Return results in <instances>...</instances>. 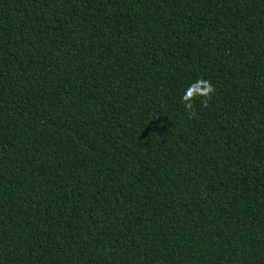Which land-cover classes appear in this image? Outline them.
I'll return each instance as SVG.
<instances>
[{"label": "trees", "instance_id": "trees-1", "mask_svg": "<svg viewBox=\"0 0 264 264\" xmlns=\"http://www.w3.org/2000/svg\"><path fill=\"white\" fill-rule=\"evenodd\" d=\"M0 264H264V0H0Z\"/></svg>", "mask_w": 264, "mask_h": 264}]
</instances>
